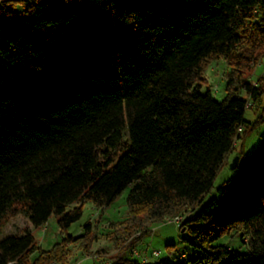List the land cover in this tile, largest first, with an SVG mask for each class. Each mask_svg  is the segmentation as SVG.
I'll return each instance as SVG.
<instances>
[{"label": "trees", "instance_id": "obj_1", "mask_svg": "<svg viewBox=\"0 0 264 264\" xmlns=\"http://www.w3.org/2000/svg\"><path fill=\"white\" fill-rule=\"evenodd\" d=\"M262 51L264 0H0V220L55 213L65 232L129 188L127 221L189 210L177 223L195 253L172 264H264V141L205 200L245 126L242 91L264 104V76L244 77ZM216 58L221 100L202 91ZM84 229L48 250L6 235L0 264L66 263ZM133 243L110 264H158Z\"/></svg>", "mask_w": 264, "mask_h": 264}, {"label": "rangeland", "instance_id": "obj_2", "mask_svg": "<svg viewBox=\"0 0 264 264\" xmlns=\"http://www.w3.org/2000/svg\"><path fill=\"white\" fill-rule=\"evenodd\" d=\"M259 57L258 64L252 63L254 67L244 74L247 81L252 84L260 83V79L264 75V51L261 52ZM227 71H229V67L223 58H216L211 61L205 72L207 80L202 91L210 90L215 99H223L227 93L225 79ZM262 84L264 86V83ZM241 94L243 97L248 96V93L244 90ZM260 115L261 113L257 107L246 109L244 114L245 126L241 129V136L236 139L233 150L219 170L213 187L206 195L205 200L211 196L217 197V188L236 173V170L231 167L236 157L240 158V165H242L247 156L262 145L264 141V121L256 124ZM247 127L248 130L245 132ZM129 190V188L124 190L111 205L104 209L97 208L92 202L85 203L81 219L74 222L65 232L61 231L57 222L58 216L55 213L51 215L45 224L37 227L33 226L28 216L22 213L16 216L7 215L0 220V238L9 234H22L30 230L34 234L39 247L48 250L57 243H62L67 235L74 237L83 235L85 233L84 226L90 223L91 232L86 241L81 238L68 243L65 251L66 264H110L113 258L131 242H134L132 250H138L148 259L157 261L158 264H172L179 260L183 254L186 257L193 256L195 253L194 248L182 239L188 236V232L181 229L179 223L174 222L175 217L168 215L164 219H152L145 215L140 221H127L129 218L127 204ZM187 214H189V210H185L178 216L183 219ZM147 229L151 230L152 233L139 240V236ZM217 243H226L232 248L243 252L248 250V245L241 241L239 235L234 237L226 235ZM172 244L174 246L168 247ZM169 248L173 252H170ZM154 250L160 251L159 257L153 255ZM37 256L38 251L34 253L33 259Z\"/></svg>", "mask_w": 264, "mask_h": 264}, {"label": "built area", "instance_id": "obj_3", "mask_svg": "<svg viewBox=\"0 0 264 264\" xmlns=\"http://www.w3.org/2000/svg\"><path fill=\"white\" fill-rule=\"evenodd\" d=\"M254 64V63H253ZM258 64V63H257ZM261 64V63H260ZM262 76H264V75H262ZM258 84H259V82L257 83H254L253 84V86L254 87H256V86H258ZM257 107V109H261V110H263V112H264V104H263V101H261V100H256V99H254L250 94L247 96V101H246V108H256ZM264 116V115H263ZM175 220V222H180L181 221V217H176V218H174ZM153 255L155 256V257H159L160 256V251H158V250H154L153 251ZM141 257H142V260L144 261V262H150L151 260L150 259H148L146 256H144V255H140ZM10 264H15V262H11ZM53 264H66V263H62V262H54Z\"/></svg>", "mask_w": 264, "mask_h": 264}, {"label": "water", "instance_id": "obj_4", "mask_svg": "<svg viewBox=\"0 0 264 264\" xmlns=\"http://www.w3.org/2000/svg\"><path fill=\"white\" fill-rule=\"evenodd\" d=\"M238 164H239V157H236V158L233 160V162H232V164H231V167H232L233 169H235V168L238 166Z\"/></svg>", "mask_w": 264, "mask_h": 264}]
</instances>
